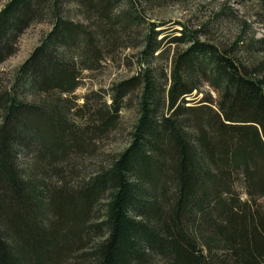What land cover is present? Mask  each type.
Wrapping results in <instances>:
<instances>
[{
  "label": "trees",
  "instance_id": "trees-1",
  "mask_svg": "<svg viewBox=\"0 0 264 264\" xmlns=\"http://www.w3.org/2000/svg\"><path fill=\"white\" fill-rule=\"evenodd\" d=\"M163 2L0 9V65L30 26L50 24L0 86V264H264V60L245 57L242 35L155 20ZM232 2L254 4L264 25V0H223L227 18ZM119 55L134 74L112 83L110 102L95 89L80 102ZM129 108L128 144L76 172Z\"/></svg>",
  "mask_w": 264,
  "mask_h": 264
},
{
  "label": "rangeland",
  "instance_id": "rangeland-1",
  "mask_svg": "<svg viewBox=\"0 0 264 264\" xmlns=\"http://www.w3.org/2000/svg\"><path fill=\"white\" fill-rule=\"evenodd\" d=\"M6 2L7 0H0V9ZM163 3V5L149 10L155 20L166 21V25L177 27L180 26L177 24L178 21L194 27L205 28L208 25L205 29L211 37L218 41H232L242 35L241 49L245 57L264 60V49L260 44L253 42L254 38L264 37V25L257 22L252 14L254 4L242 5L232 2L238 11L235 10L232 16L227 18L221 11L225 7L223 0H164ZM244 19L248 21L245 29L243 28ZM49 29L48 22H39L30 26L21 35L17 52L0 65V86L13 83L18 66L30 55L41 41L43 34ZM131 51V49H126L125 53L129 54ZM123 62L121 55L116 56L103 70L95 72L90 78L88 77L86 84L76 90L80 96L79 101L82 102L83 95L91 89H95L100 92L95 94L96 97H99L102 91L104 99L110 102L108 93L112 83L135 72L133 67L127 68ZM134 112V108L123 111L116 129H112L109 134L88 145L93 150L77 157L76 172L90 175L100 166L102 160H107L128 144L129 131L135 118ZM262 202L264 204V197Z\"/></svg>",
  "mask_w": 264,
  "mask_h": 264
}]
</instances>
